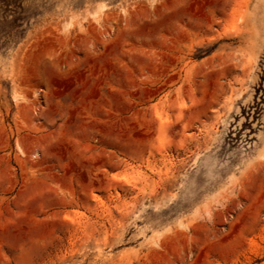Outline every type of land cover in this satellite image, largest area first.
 <instances>
[{
	"label": "rangeland",
	"instance_id": "1",
	"mask_svg": "<svg viewBox=\"0 0 264 264\" xmlns=\"http://www.w3.org/2000/svg\"><path fill=\"white\" fill-rule=\"evenodd\" d=\"M151 1L0 0V264H264V0Z\"/></svg>",
	"mask_w": 264,
	"mask_h": 264
},
{
	"label": "bare ground",
	"instance_id": "2",
	"mask_svg": "<svg viewBox=\"0 0 264 264\" xmlns=\"http://www.w3.org/2000/svg\"><path fill=\"white\" fill-rule=\"evenodd\" d=\"M151 1V0H150ZM151 2H153V1H151ZM152 4V3H151ZM96 7V6H95ZM106 8H108L107 6L105 7V9ZM94 9V8H93ZM98 10V9H97ZM107 10V9H106ZM106 10H104V11H106ZM93 11V10H92ZM100 12V11H99ZM121 13H122V11H121ZM97 14H98V11H97ZM95 15V14H94ZM91 16V15H90ZM101 16V15H100ZM93 17V13H92V16H91V18ZM91 20V19H90ZM85 21V20H84ZM95 22V21H94ZM64 24V23H63ZM65 25V24H64ZM66 25H67V23H66ZM70 27V26H69ZM65 29V28H64ZM66 30V29H65Z\"/></svg>",
	"mask_w": 264,
	"mask_h": 264
}]
</instances>
